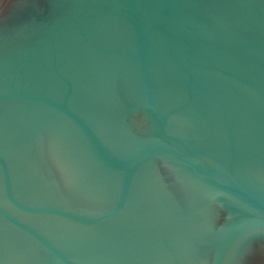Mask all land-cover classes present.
I'll list each match as a JSON object with an SVG mask.
<instances>
[{"label":"water","instance_id":"obj_1","mask_svg":"<svg viewBox=\"0 0 264 264\" xmlns=\"http://www.w3.org/2000/svg\"><path fill=\"white\" fill-rule=\"evenodd\" d=\"M256 240L264 0H0V264H236Z\"/></svg>","mask_w":264,"mask_h":264},{"label":"flooded vegetation","instance_id":"obj_2","mask_svg":"<svg viewBox=\"0 0 264 264\" xmlns=\"http://www.w3.org/2000/svg\"><path fill=\"white\" fill-rule=\"evenodd\" d=\"M223 217L225 213H222ZM222 225L221 222L214 224L215 228ZM236 264H264V241L256 240L242 248Z\"/></svg>","mask_w":264,"mask_h":264}]
</instances>
